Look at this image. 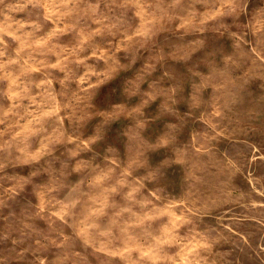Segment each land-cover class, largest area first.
I'll use <instances>...</instances> for the list:
<instances>
[{"label": "rangeland", "instance_id": "374dc122", "mask_svg": "<svg viewBox=\"0 0 264 264\" xmlns=\"http://www.w3.org/2000/svg\"><path fill=\"white\" fill-rule=\"evenodd\" d=\"M0 264H264V0H0Z\"/></svg>", "mask_w": 264, "mask_h": 264}]
</instances>
